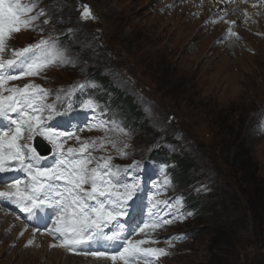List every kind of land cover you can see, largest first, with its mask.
<instances>
[{"label":"rangeland","instance_id":"374dc122","mask_svg":"<svg viewBox=\"0 0 264 264\" xmlns=\"http://www.w3.org/2000/svg\"><path fill=\"white\" fill-rule=\"evenodd\" d=\"M48 3L56 12L55 21L42 33L21 32L11 46L22 48L51 35L75 64L12 81L9 87L33 82L52 93L47 102L53 103L59 89L94 85L84 94L79 89L71 97L61 93L58 108L72 107L48 123L58 131L75 132L81 141L104 138L106 133L95 127L101 120L114 119L126 128L130 136L107 133L128 145L126 158L111 146L92 156L111 155L112 163L121 167L140 163L136 174L144 181L145 207L134 211L137 217H146L147 196L155 191L152 185L167 173L172 186L158 198L182 197L183 211L192 215L152 234L161 241L173 238L171 247L163 242L144 245L168 249L161 264H264V23L259 30L253 24L235 30L242 37L217 45L223 29L202 27L190 14L194 10L184 9L190 7L187 4L166 12L170 8L165 0ZM82 4L95 20L78 17ZM106 87L117 94L130 126L118 114L102 118L85 107L91 99L102 114L109 112L113 96ZM77 109L80 121L74 116ZM65 147L80 145L69 140ZM153 149L164 161L150 159ZM181 158L193 162L190 171L180 167ZM165 160L171 162L163 165ZM3 226L0 264H104L95 258L66 262L63 253L50 247L43 253V243L32 249L22 242L16 245V232H6ZM141 238L143 234L136 237Z\"/></svg>","mask_w":264,"mask_h":264},{"label":"snow or ice","instance_id":"6c2138e0","mask_svg":"<svg viewBox=\"0 0 264 264\" xmlns=\"http://www.w3.org/2000/svg\"><path fill=\"white\" fill-rule=\"evenodd\" d=\"M41 4L42 0H0V207L18 209L29 221L40 215L45 220L54 217L46 231L58 243L50 247L111 264H157L160 257L169 255L168 249L144 245L163 242L171 247L173 238L161 241L151 238L152 234L192 215L183 211L182 197L158 198L172 186L167 173L152 185L155 191L147 196L146 217H137L134 211L145 207L144 181L136 174L140 163L121 167L112 163L111 155L92 156L93 151L111 146L126 158L128 145L107 135L130 136L126 128L114 119L101 120L95 127L106 133L104 138L81 141L75 132L58 131L48 123L55 116L66 115L72 107L68 104L63 111L58 108L61 93L71 97L77 89L83 93L94 85L78 83L68 90L59 89L53 103L47 102L52 93L33 82L8 86L12 81L75 64L67 49L51 35L22 48L11 46L17 34L42 33L41 23H50L48 9ZM82 8L81 20L96 19L87 5ZM233 37L238 38L229 29L227 38ZM85 107L95 111L99 105L89 99ZM37 136L51 145V157L32 146ZM69 140L80 147H65ZM92 164L95 166L90 167ZM141 234L145 238L136 239ZM32 244L29 241L26 247Z\"/></svg>","mask_w":264,"mask_h":264},{"label":"trees","instance_id":"16d2710c","mask_svg":"<svg viewBox=\"0 0 264 264\" xmlns=\"http://www.w3.org/2000/svg\"><path fill=\"white\" fill-rule=\"evenodd\" d=\"M130 101V100H129ZM128 101V103L130 104V102ZM122 109V108H121ZM130 109H132V110H134V108H132V107H130ZM132 114L134 115V116H138V114L137 113H135V111H132ZM159 151H157V153H153L151 156L153 157V158H155L156 160H158V155H159V153H158ZM162 156H160V158H161ZM193 162L191 161H189L188 159H184V158H181V161H180V167H182V169L183 170H188V171H190L192 168H193V164H192ZM187 177H185L184 178V180L186 179ZM184 180H182V182H184ZM225 223V221L223 220V221H220V224H224Z\"/></svg>","mask_w":264,"mask_h":264},{"label":"bare ground","instance_id":"6f19581e","mask_svg":"<svg viewBox=\"0 0 264 264\" xmlns=\"http://www.w3.org/2000/svg\"><path fill=\"white\" fill-rule=\"evenodd\" d=\"M43 222H41V221H39V224H42ZM19 227H20V225H19ZM41 244V243H40ZM44 244V243H43ZM42 245V244H41ZM49 243L48 244H44L43 246H44V248L43 249H45L44 251H43V253H45V251H46V249L48 250L49 249ZM30 252V251H29ZM27 254V253H26ZM31 254V253H30ZM48 254V252H46V255ZM32 255V254H31ZM45 255V256H46ZM63 255H65L64 253H63ZM26 256V255H25ZM66 256V255H65ZM34 257V256H33ZM45 259V258H44ZM68 259H73V260H75V259H79V262L81 261V259L80 258H75V257H69V256H66V258H65V261L67 262V260ZM72 260V261H73ZM74 262V261H73ZM77 262V261H76ZM73 264V263H72ZM85 264H87V263H85ZM95 264H98V263H95Z\"/></svg>","mask_w":264,"mask_h":264}]
</instances>
